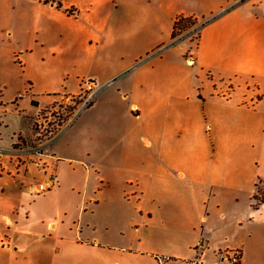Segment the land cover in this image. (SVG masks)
Returning a JSON list of instances; mask_svg holds the SVG:
<instances>
[{
  "label": "crops",
  "instance_id": "0c3cea01",
  "mask_svg": "<svg viewBox=\"0 0 264 264\" xmlns=\"http://www.w3.org/2000/svg\"><path fill=\"white\" fill-rule=\"evenodd\" d=\"M57 2L0 0V113L20 121L0 122V264H264V0ZM43 10L90 40L74 60L93 97L47 143L57 185L36 194ZM178 15L210 20L194 48L166 46Z\"/></svg>",
  "mask_w": 264,
  "mask_h": 264
},
{
  "label": "rangeland",
  "instance_id": "374dc122",
  "mask_svg": "<svg viewBox=\"0 0 264 264\" xmlns=\"http://www.w3.org/2000/svg\"><path fill=\"white\" fill-rule=\"evenodd\" d=\"M51 1L57 2L58 0H43V2L46 3ZM61 8L63 7L60 4L59 9ZM62 11L65 15L72 17L73 19L77 16V11L74 7L67 6ZM27 12L29 14L28 21L31 25L34 20V11L32 10V7H27ZM44 26L48 30H51L52 33H44L45 45L43 46V52L41 50H36L33 53V58L37 61H39L40 58L43 59V105L45 106L50 102L51 103L43 107V109L38 112V115L32 118V134L27 142L32 150L37 148L38 150L43 151V153L46 150L47 143L50 142L57 132L68 124L87 103L91 102L93 97L92 87H89L93 80L85 78L77 79L76 76L79 74H85L87 71L84 69H77L75 67L76 61L74 60L76 54L78 55V50L80 51L79 48H86L90 44V40L80 38L76 27L70 22V20L66 18L64 20L60 17L53 18L50 16V13L43 10V28ZM197 35L198 31L190 29L185 36L183 35L184 37L182 40L188 41L191 48H194L197 43ZM169 43L166 44V46L170 45ZM24 44H27V42H24ZM162 49L163 47L155 49L148 54L146 59L138 60L135 59L136 57H132L130 59H124L123 62H131L135 59L136 62L132 65L134 70L144 61H150L157 57ZM186 57H188V55H186ZM53 74L56 76L50 81H46L49 78L48 75ZM80 84L82 85V88L78 94H66L65 91L73 92ZM10 95L9 92H6L3 99L8 102ZM8 109H11V107L9 106ZM4 115H6V121L10 122L12 127L17 128L20 125V121L13 112H10V114L1 112V123L4 120ZM20 140L25 142V139L22 136H20ZM258 187L260 192H264V182L260 183ZM258 196H260V194H258ZM213 243L221 245L224 242L222 243L220 239H216ZM228 243H230V241H228ZM247 260L250 263L256 262L254 258L251 259L248 257Z\"/></svg>",
  "mask_w": 264,
  "mask_h": 264
},
{
  "label": "trees",
  "instance_id": "16d2710c",
  "mask_svg": "<svg viewBox=\"0 0 264 264\" xmlns=\"http://www.w3.org/2000/svg\"><path fill=\"white\" fill-rule=\"evenodd\" d=\"M56 7L57 8L60 7L59 2L56 4ZM209 21L210 20L199 22L197 18L191 16L178 15L173 22L169 44L173 45L178 41L182 40L190 29H193V31H198V35L196 38L198 40L201 28L204 27ZM32 103L35 104L34 102ZM91 103L92 101L88 103L87 108L91 105ZM259 184H257L256 192L253 195V200H254L253 206L255 208H257L260 204L264 203V192H260L258 187ZM258 194H260V196H258Z\"/></svg>",
  "mask_w": 264,
  "mask_h": 264
},
{
  "label": "built area",
  "instance_id": "2783aa9c",
  "mask_svg": "<svg viewBox=\"0 0 264 264\" xmlns=\"http://www.w3.org/2000/svg\"><path fill=\"white\" fill-rule=\"evenodd\" d=\"M89 87L93 88L92 82L90 83ZM227 96H228V93L223 94V97H227ZM87 105L88 103L82 109L86 108ZM32 152L36 154L37 156H39L37 165L43 169V172L45 175V179L42 182L37 184L35 193L40 194V193L48 192L57 185V175L51 167L47 166V162L43 159L44 157L43 151L38 150L36 148L35 150H32ZM240 257H241V253L238 250L231 251L230 254L228 255L229 264H239Z\"/></svg>",
  "mask_w": 264,
  "mask_h": 264
}]
</instances>
